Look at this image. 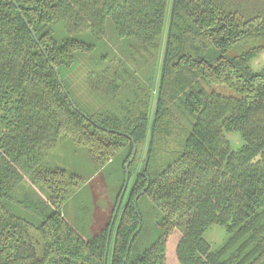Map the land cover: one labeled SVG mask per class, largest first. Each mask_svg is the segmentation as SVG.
I'll use <instances>...</instances> for the list:
<instances>
[{
    "label": "trees",
    "instance_id": "1",
    "mask_svg": "<svg viewBox=\"0 0 264 264\" xmlns=\"http://www.w3.org/2000/svg\"><path fill=\"white\" fill-rule=\"evenodd\" d=\"M169 2L0 0V264H169L174 232L178 264H264V65L250 66L264 0ZM99 173L114 208L87 236L77 223L92 225ZM153 211L154 238L133 255ZM212 225L227 232L215 248Z\"/></svg>",
    "mask_w": 264,
    "mask_h": 264
},
{
    "label": "rangeland",
    "instance_id": "2",
    "mask_svg": "<svg viewBox=\"0 0 264 264\" xmlns=\"http://www.w3.org/2000/svg\"><path fill=\"white\" fill-rule=\"evenodd\" d=\"M171 4V0L169 2ZM169 4V6H170ZM167 28L168 26H166L165 31H164V37H163V43H162V47L160 49L159 52V64H158V68H157V75H156V80H155V84L152 88L153 90V94H152V111H151V117H153V112H154V108H155V102H156V95H157V89L159 86V80H160V74H161V62H162V58H163V54H164V47H165V39H166V33H167ZM112 35V33H111ZM113 40V41H112ZM111 42L114 44L119 45V43L121 42V40L119 39H114L112 38ZM264 65V51L260 53V55L256 58H254L253 60H251L250 62V66L257 70L259 68H261ZM76 68V66H74ZM85 71V70H84ZM84 71H82V69H80L79 67H77L76 69H74L73 72H68L66 71V76L68 75L69 78H67L71 84V86L73 88L76 89V91L78 92L80 90V88L84 91V87L81 85V78L84 75ZM214 88L218 91H220L223 94L226 95H234V96H240V94L233 89L232 87L225 85V84H216L214 85ZM86 95V94H85ZM86 99L89 101L90 97L86 95ZM227 136L229 137V139L231 140V144L232 147L234 149H237L241 146V144L243 143V139L240 138L241 135L239 132H229L227 133ZM147 149V144L146 147L144 148V152L143 154H145V151ZM62 154V152H60L59 150H57L56 154ZM66 154H64L65 156ZM66 160L68 161L69 164L72 163L73 159L72 157H67ZM84 179L79 178L80 181V185L84 184L82 182ZM92 181V182H91ZM91 183V185H90ZM109 185V186H108ZM89 187L91 188L92 192H93V196H94V202L93 204L95 205V209L93 212V221H92V225L91 227H88L87 221L89 219V213L85 214L83 213V220L81 222L77 223V226L79 229H84L85 231H87V236H90L92 234H95L97 232H99L102 228H104L111 220L112 218V211L114 208V202H115V195H116V191H115V187L112 186V184L108 181H105L103 175L101 173H99L98 175H95V177L89 181ZM86 195V202L88 201V194L87 193H83ZM67 214H68V219L70 221H74V218H70L72 217V212L75 211L74 206L72 205V203H70L69 207H67ZM78 212V210H77ZM154 211L152 212H148L147 215H144V228L142 230V232L139 234L134 248H133V255L136 253L137 249H141L143 248L146 244H149L153 238H154V233H155V228L153 225L154 222ZM227 237V232L225 230L224 227L220 226V225H212L210 226V228L206 231L205 233V238L206 240L210 243L212 248L217 247L218 245H220ZM179 238V233L178 232H174L172 235V240L169 243V247L167 248V252H168V262L169 264H178L176 262V260H174L173 256H172V248L173 245L175 243V241Z\"/></svg>",
    "mask_w": 264,
    "mask_h": 264
},
{
    "label": "water",
    "instance_id": "3",
    "mask_svg": "<svg viewBox=\"0 0 264 264\" xmlns=\"http://www.w3.org/2000/svg\"><path fill=\"white\" fill-rule=\"evenodd\" d=\"M13 1H14V0H13ZM31 31H32V33H33L34 36H35L34 31H33L32 29H31ZM56 72H57V77H58L60 83L62 84V86H64L63 83H62V79H61L60 73L58 72V70H56ZM65 92H66V94L68 95L69 100H70L71 103L73 104L74 108L77 109V110H79L78 107H77V105L73 102L72 98L69 96V94H68V92H67L66 89H65ZM84 115H85V114H84ZM85 116H86V115H85ZM133 143H134L133 154H132V156L130 157V159L128 160V162H127L126 165H125V169H126V173H127V181H129V178H130V164H131V162L134 160V158H135V156H136V153H137V147H136V144H135V141H134V140H133ZM127 183H128V182H127ZM127 183H126L125 189H126V187H127ZM122 198H123V196L120 198V202H119V204H118V207L120 206V203H121V201H122Z\"/></svg>",
    "mask_w": 264,
    "mask_h": 264
}]
</instances>
